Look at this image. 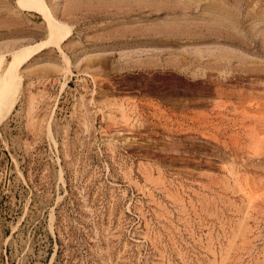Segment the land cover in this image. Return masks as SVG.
I'll return each mask as SVG.
<instances>
[{
    "label": "rangeland",
    "instance_id": "rangeland-1",
    "mask_svg": "<svg viewBox=\"0 0 264 264\" xmlns=\"http://www.w3.org/2000/svg\"><path fill=\"white\" fill-rule=\"evenodd\" d=\"M45 1L70 61L0 126V264H264V0ZM47 37L0 0V48Z\"/></svg>",
    "mask_w": 264,
    "mask_h": 264
},
{
    "label": "bare ground",
    "instance_id": "bare-ground-1",
    "mask_svg": "<svg viewBox=\"0 0 264 264\" xmlns=\"http://www.w3.org/2000/svg\"><path fill=\"white\" fill-rule=\"evenodd\" d=\"M19 5L21 6V8L23 7L25 10L36 13L41 16V18L43 19V21L45 22L47 26L48 37L47 39L42 40V42H38L37 44L26 43L22 45H17L16 43L11 46L6 45L5 47L0 48V126L16 107L17 99L15 97V90L18 84L24 78L23 68L27 65V63L31 59H33L36 55L41 53L43 50L50 48V47H53V48L55 47L56 49H58L60 52L63 53L65 57V61L67 63L70 61L69 57L63 52L62 47L64 44H66L71 39L72 28L69 25H67V23L62 22L54 15L53 10H51V8L49 7L50 5H48V3H46L45 0H19ZM196 33H198V31Z\"/></svg>",
    "mask_w": 264,
    "mask_h": 264
},
{
    "label": "crops",
    "instance_id": "crops-1",
    "mask_svg": "<svg viewBox=\"0 0 264 264\" xmlns=\"http://www.w3.org/2000/svg\"><path fill=\"white\" fill-rule=\"evenodd\" d=\"M36 14V13H35Z\"/></svg>",
    "mask_w": 264,
    "mask_h": 264
}]
</instances>
